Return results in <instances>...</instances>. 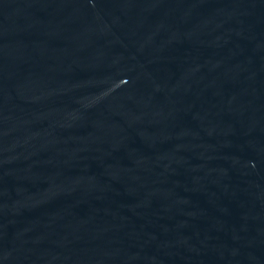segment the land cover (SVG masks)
<instances>
[{
	"label": "water",
	"instance_id": "water-1",
	"mask_svg": "<svg viewBox=\"0 0 264 264\" xmlns=\"http://www.w3.org/2000/svg\"><path fill=\"white\" fill-rule=\"evenodd\" d=\"M0 264H264V0H0Z\"/></svg>",
	"mask_w": 264,
	"mask_h": 264
}]
</instances>
